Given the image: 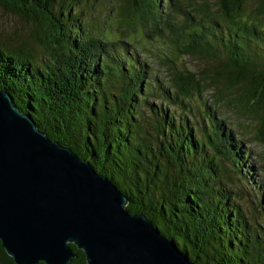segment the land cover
Segmentation results:
<instances>
[{"label": "trees", "instance_id": "16d2710c", "mask_svg": "<svg viewBox=\"0 0 264 264\" xmlns=\"http://www.w3.org/2000/svg\"><path fill=\"white\" fill-rule=\"evenodd\" d=\"M56 1L0 0L35 25L42 49L38 58L25 44L0 42V91L110 181L129 214L143 215L191 263L264 264V191L250 179L248 154L210 105L199 120L187 109L193 93L212 88L215 107L256 119L254 138L264 144V0L252 15L246 0H118L134 27L151 24L147 38L163 43L166 81L129 43L106 42L81 20L69 25L77 17L72 0L66 15L54 13ZM168 48L173 56L223 60L205 70L211 76L183 73ZM227 172L254 195L250 214L239 201L244 190L223 182ZM69 246V264H86ZM0 264H14L1 242Z\"/></svg>", "mask_w": 264, "mask_h": 264}, {"label": "water", "instance_id": "95a60500", "mask_svg": "<svg viewBox=\"0 0 264 264\" xmlns=\"http://www.w3.org/2000/svg\"><path fill=\"white\" fill-rule=\"evenodd\" d=\"M0 91V242L14 264H193Z\"/></svg>", "mask_w": 264, "mask_h": 264}, {"label": "rangeland", "instance_id": "374dc122", "mask_svg": "<svg viewBox=\"0 0 264 264\" xmlns=\"http://www.w3.org/2000/svg\"><path fill=\"white\" fill-rule=\"evenodd\" d=\"M69 1L70 0H57L54 6V13H59L61 11L63 15H66V7L70 3ZM246 1V13L252 15V11L257 8V2L256 0ZM70 4L73 6L70 16L72 17V15L75 14L77 17L70 19L71 23L68 22L69 25L72 24L76 26L81 20L84 27L93 31L94 35H100V38L106 42L110 41L115 43L123 41L129 43L128 49L131 51L133 49L135 53L139 54V56H137L134 53L140 62H143L144 59L147 60L151 72L155 71L162 81H166L170 78L166 65H162L161 60L158 59V56L166 57L164 54L161 55L160 53L163 43L161 44V40L156 37L147 38L146 33L151 29V24L147 26L148 29H143L138 24L134 27L133 23L124 16L123 7H120L118 0H72ZM261 15V19L264 22V15ZM122 23H124V25H122ZM121 25L123 27H121ZM145 30H147L146 33ZM37 31L35 25L30 22H25L17 15L0 6L1 43H5L4 45L8 47L25 44L27 49H33L36 56L39 58L42 55V49L40 47V37ZM164 41L169 43L167 39H164ZM168 50L170 59L177 64L175 66L177 71L183 73H185V71H190L202 77L211 76V72L205 70H212L213 67L219 64V60H223L222 56L217 57V60L213 58L206 59L200 55L185 57L178 54L177 56H173L170 54L171 48H168ZM201 91L203 92L198 96L199 98L196 97V93H193L187 109L190 110L191 114L199 113V116H195L198 120L204 113L205 106L207 107L210 105L211 112L216 110L217 120L223 119L226 122L225 125L230 128L235 142L237 144L241 142V151L248 154L247 163L252 169L250 171V179L252 178L254 182L260 183L264 191V144L254 138L257 130L256 119L254 120L246 115L239 116L233 109L228 110L226 107L221 106L215 107L213 105L214 89L205 88V91L204 89ZM233 95L235 96L234 93ZM177 114H179V112ZM188 122H190L189 119ZM197 137L199 138V134H197ZM223 163L225 162L223 161ZM226 168L229 169L228 167ZM227 173L229 179L226 181L225 178H223V182L234 190H236L237 187L244 190L243 194L240 193L242 196L239 198V201L249 213L252 211L251 205L254 200V195L249 193L242 183L236 181L232 172Z\"/></svg>", "mask_w": 264, "mask_h": 264}]
</instances>
